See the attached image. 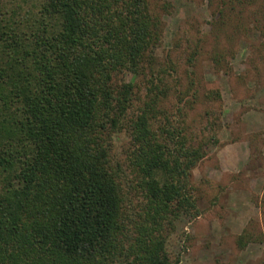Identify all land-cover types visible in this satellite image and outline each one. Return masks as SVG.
Masks as SVG:
<instances>
[{
    "label": "trees",
    "instance_id": "16d2710c",
    "mask_svg": "<svg viewBox=\"0 0 264 264\" xmlns=\"http://www.w3.org/2000/svg\"><path fill=\"white\" fill-rule=\"evenodd\" d=\"M172 6L38 0L18 16L0 3V264H180L168 236L198 211L191 170L221 143L222 104L193 111L221 100L196 64L231 11L209 56L230 69L231 35L249 21L264 34V0H217L211 27L177 30L161 58Z\"/></svg>",
    "mask_w": 264,
    "mask_h": 264
},
{
    "label": "rangeland",
    "instance_id": "374dc122",
    "mask_svg": "<svg viewBox=\"0 0 264 264\" xmlns=\"http://www.w3.org/2000/svg\"><path fill=\"white\" fill-rule=\"evenodd\" d=\"M170 1L171 10L161 15L164 30L155 49L161 58L172 48L177 30L178 35L199 25L206 30L217 17V0ZM37 2L0 0L7 14L17 10L18 16L35 10ZM230 12L226 11L228 25L218 31V38L207 34L196 64L201 85L217 84L221 100L193 111L222 104L215 126L221 143L211 144L191 170L198 211L180 213L168 236V249L180 254V264H264V34L249 21L247 31L231 35L235 50L227 56L230 69L225 61L214 70L209 56L227 44L226 33L238 20ZM171 54L174 59L179 52ZM181 55L186 57V52ZM124 138L121 134L117 142ZM245 229L254 240L241 241Z\"/></svg>",
    "mask_w": 264,
    "mask_h": 264
}]
</instances>
